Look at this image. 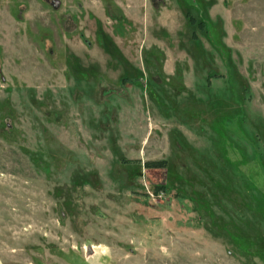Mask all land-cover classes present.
Here are the masks:
<instances>
[{"label":"rangeland","instance_id":"374dc122","mask_svg":"<svg viewBox=\"0 0 264 264\" xmlns=\"http://www.w3.org/2000/svg\"><path fill=\"white\" fill-rule=\"evenodd\" d=\"M0 264H264V0H0Z\"/></svg>","mask_w":264,"mask_h":264},{"label":"trees","instance_id":"16d2710c","mask_svg":"<svg viewBox=\"0 0 264 264\" xmlns=\"http://www.w3.org/2000/svg\"><path fill=\"white\" fill-rule=\"evenodd\" d=\"M163 162H159V163H156V162H147L146 163V166L148 167H162L163 165Z\"/></svg>","mask_w":264,"mask_h":264}]
</instances>
